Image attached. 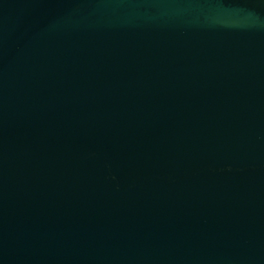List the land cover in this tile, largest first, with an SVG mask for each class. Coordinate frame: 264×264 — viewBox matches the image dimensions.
I'll list each match as a JSON object with an SVG mask.
<instances>
[{
  "label": "water",
  "instance_id": "1",
  "mask_svg": "<svg viewBox=\"0 0 264 264\" xmlns=\"http://www.w3.org/2000/svg\"><path fill=\"white\" fill-rule=\"evenodd\" d=\"M0 264H264V0H0Z\"/></svg>",
  "mask_w": 264,
  "mask_h": 264
}]
</instances>
